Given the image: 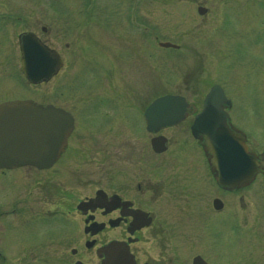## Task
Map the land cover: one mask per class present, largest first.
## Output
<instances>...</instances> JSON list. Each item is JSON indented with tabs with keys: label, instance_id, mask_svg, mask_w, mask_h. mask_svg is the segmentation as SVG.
Returning a JSON list of instances; mask_svg holds the SVG:
<instances>
[{
	"label": "flooded vegetation",
	"instance_id": "flooded-vegetation-1",
	"mask_svg": "<svg viewBox=\"0 0 264 264\" xmlns=\"http://www.w3.org/2000/svg\"><path fill=\"white\" fill-rule=\"evenodd\" d=\"M5 8L0 9V88L10 81L24 94L14 98L6 90L0 105L52 106L69 115L71 128L56 160L38 168L23 164L35 158L29 153L35 108L0 114V150L14 151L0 153V160L15 162L0 168V264H264V170L258 168L249 184L221 185L212 155L192 131L206 95L218 85L225 101L215 117L242 137L249 156L261 159L264 143L250 125L264 120V111L256 104L236 106L232 99L244 89L252 97L258 94L253 67L260 58L228 63L233 54L228 51L224 61L232 65L219 83H208L200 95L164 94L184 98L178 122L162 126L155 116L148 125L149 105L164 95L144 89L145 80L143 87L130 80L131 62L141 78L146 61L142 21L128 16L124 25L125 33L141 32L139 42L122 36L118 43H100L91 37L88 64L76 58L84 49L68 59L56 52L58 71L32 83L22 72V38L32 34L51 50L43 38L46 29L17 33L15 45L8 46L10 29L28 22ZM49 60L44 61L46 75ZM225 71L235 74L233 86L224 80ZM60 76L64 83L57 103L51 83ZM69 78L73 84L65 82ZM39 87L42 100L35 97ZM9 124L10 130L2 128ZM7 135L14 136L13 144L4 143ZM51 157L48 152L38 159ZM258 179L263 185H256Z\"/></svg>",
	"mask_w": 264,
	"mask_h": 264
},
{
	"label": "rangeland",
	"instance_id": "rangeland-1",
	"mask_svg": "<svg viewBox=\"0 0 264 264\" xmlns=\"http://www.w3.org/2000/svg\"><path fill=\"white\" fill-rule=\"evenodd\" d=\"M2 4L28 22L10 29L8 46L15 45L17 33L35 30L42 34L40 27L43 26L46 29L44 40L57 53L74 57L79 48L84 49L85 54L76 57L83 66L91 61L90 44L95 40L91 41V37L96 36L100 43L113 42L112 39L118 43L123 41L119 38L122 36L125 41L139 42L141 38L137 36L141 32H124L127 17L135 16L136 22L142 21L146 27V61L141 78L133 71L135 64L131 62L130 80L140 87L145 80L144 89L162 95L179 93L189 96L192 92L200 95L207 90L208 83L222 80L224 69H230L232 64L228 63L234 58H243L245 62L260 58L262 62L253 67L258 94L252 97V92L247 93L244 89L242 94L231 97L236 106L256 104L261 113L264 111V0H0ZM4 7L0 6V9ZM198 7L206 9L203 16L198 15ZM93 11L95 13L91 14ZM96 21L101 24L96 25ZM161 42L179 48H160L158 43ZM228 51L233 54L227 63L224 60ZM73 68L75 65L70 71ZM225 77L224 80L233 86L235 74L225 71ZM15 80L21 83L18 76ZM65 82L74 83L73 78ZM63 83L61 76L51 83L57 103ZM1 87L0 94L6 90L8 96L14 98L24 94L22 86L13 90L17 85L10 81ZM42 92L43 87L35 91L36 99H43ZM0 98L5 99L6 95ZM250 126L263 144L264 120ZM256 185L263 183L258 179Z\"/></svg>",
	"mask_w": 264,
	"mask_h": 264
},
{
	"label": "water",
	"instance_id": "water-1",
	"mask_svg": "<svg viewBox=\"0 0 264 264\" xmlns=\"http://www.w3.org/2000/svg\"><path fill=\"white\" fill-rule=\"evenodd\" d=\"M197 11L199 15H204L206 13V10L203 8H198ZM160 47L176 48L169 43H161ZM48 58H50V68L49 73L47 72L46 75L44 71V61H48ZM21 61L22 72L32 83L43 80L46 76H52L61 66L56 53L45 46H41L37 38L32 34H27L22 38ZM223 101H225V97L222 90L217 85L213 86L205 97L203 112L197 118L192 128L193 135L203 140L205 151L212 155V164L218 171V182L221 185H246L252 181L258 168L264 170V154L261 156L260 161L249 156L246 152L242 137L232 132L224 119L215 117L219 114L216 108H218ZM183 106H186L185 101L178 96H164L155 100L149 106L146 113L148 125L155 122V116L159 117V122L162 123V126L175 124L179 120V111L177 108ZM16 107L35 108L34 146L33 150L29 151V153L33 151L35 158L23 162V164L33 165L38 168L52 164L63 150L70 132L71 121L69 122V115L52 106L42 108L33 102L21 101L1 104L0 114L14 115L21 112L14 110ZM44 115H49V120L47 118L44 122ZM9 126H11V124L6 127L3 126L2 128L10 130ZM148 130L152 129L148 128ZM4 139L6 145L13 144L14 142L13 135H7ZM11 152L14 151H12V149L9 150V148L3 151L0 150V153L4 154ZM24 152L27 153L26 151ZM48 152L52 156L50 159H38L39 155ZM14 165L15 162L13 161L0 160V168Z\"/></svg>",
	"mask_w": 264,
	"mask_h": 264
}]
</instances>
